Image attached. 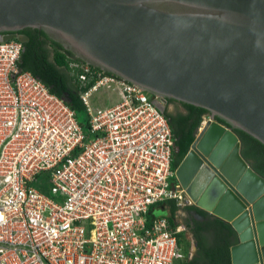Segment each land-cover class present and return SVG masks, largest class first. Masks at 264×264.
<instances>
[{"label":"built area","instance_id":"built-area-1","mask_svg":"<svg viewBox=\"0 0 264 264\" xmlns=\"http://www.w3.org/2000/svg\"><path fill=\"white\" fill-rule=\"evenodd\" d=\"M19 39L0 42V264H183L187 226L152 215L169 201L194 205L172 181L175 138L156 97L84 67L81 87L96 80L80 93L86 127L19 69ZM101 88L117 92V104L93 109ZM42 172L56 198L33 186Z\"/></svg>","mask_w":264,"mask_h":264},{"label":"water","instance_id":"water-1","mask_svg":"<svg viewBox=\"0 0 264 264\" xmlns=\"http://www.w3.org/2000/svg\"><path fill=\"white\" fill-rule=\"evenodd\" d=\"M28 28L162 98V113L165 99L207 110L176 179L234 230L231 264H264V177L235 132L264 145V0H0V42Z\"/></svg>","mask_w":264,"mask_h":264},{"label":"trees","instance_id":"trees-1","mask_svg":"<svg viewBox=\"0 0 264 264\" xmlns=\"http://www.w3.org/2000/svg\"><path fill=\"white\" fill-rule=\"evenodd\" d=\"M22 33L29 38V41L24 43V52L18 64L19 69L31 72L48 86L53 94L64 99L75 112L86 110L84 103L80 99V93L93 87L96 80L93 79L85 87H81L79 81L80 72L75 70L74 73V69L71 67L72 63L84 64V62L76 58L70 51L65 50L60 44L52 41L41 30L28 28L19 32V34ZM94 71L99 72L101 70L95 68ZM106 75L112 74L106 73ZM173 103L180 105L183 111L170 112L168 106ZM164 115L169 120L175 138L173 169L176 170L189 153L202 121L206 115H209V112L200 107L168 99ZM216 120L227 125L219 118H216ZM235 132L242 142V156L258 174L264 177V145L242 131L235 130ZM166 203L157 204L153 209ZM168 203L171 207V215L168 219L172 225L177 223L179 212L184 210L187 212L191 210L198 211L205 219L210 217V223L203 224L204 226L207 225L206 230L210 233V239L199 237L204 227L201 223H197V251L191 258H189L191 251L188 254L185 253L186 259L183 264H231L230 247L233 245L232 242L229 243L226 240L221 242L218 239L221 231H228V234L237 241L236 234L228 223L218 218H213L207 212L195 206H187L188 208L183 209L178 207L174 201ZM152 215L161 217L155 215L154 212ZM186 224L188 225V223ZM189 225L188 227L191 228ZM183 236L184 233L179 235L180 245L183 241Z\"/></svg>","mask_w":264,"mask_h":264},{"label":"rangeland","instance_id":"rangeland-1","mask_svg":"<svg viewBox=\"0 0 264 264\" xmlns=\"http://www.w3.org/2000/svg\"><path fill=\"white\" fill-rule=\"evenodd\" d=\"M74 66V65H72ZM73 68H79L84 69V67L82 65H77V67H73ZM86 69V67H85ZM75 73V72H74ZM120 97L119 94L117 92H114L113 90H109V89H100L99 91L97 90L96 92H94L90 99H89V103L91 105V107L93 109H103L106 107H111L115 104H117V102L119 101ZM169 110L172 113H176L177 111H183V108L180 105H176V104H171L169 106ZM76 119L79 123H81L82 125H87V121H88V113L87 111L84 110H79L76 112ZM175 178H172V181H174ZM176 180V179H175ZM33 186L40 190L41 192L45 193L47 196L55 197V194L52 192V181H51V176L49 173L47 172H42L41 174L37 175L36 180L32 183ZM183 212V211H181ZM186 212V211H184ZM179 218L181 219V214L179 212L178 214ZM188 231V229H187ZM187 237L184 238L183 236V241H182V249L183 252L188 254L189 251H191V253L193 254L194 252V245L195 242L189 237V234L186 235ZM190 241L191 246L189 245L188 241Z\"/></svg>","mask_w":264,"mask_h":264},{"label":"flooded vegetation","instance_id":"flooded-vegetation-1","mask_svg":"<svg viewBox=\"0 0 264 264\" xmlns=\"http://www.w3.org/2000/svg\"><path fill=\"white\" fill-rule=\"evenodd\" d=\"M19 36L22 38V37H25L26 35H24L22 33V34H19ZM170 105L171 104H169V106ZM169 106H168V110H169ZM180 213H181V219H180L181 221L180 222L185 224L187 226V229H188V231L184 233V238H186L187 237L186 235L189 234V237L195 242V245H194V247H195L194 253H195L197 251V246H198V243L196 241L197 223H201L202 225L206 224V223L209 224L210 223V217H209V219H205V217H203L198 211H195V210H191L190 212H187V211L184 212L183 211ZM212 217L216 218L214 216H212ZM186 223H188V225L190 224L189 226H191L192 229L189 228ZM206 226L207 225H205V226L203 225L204 228L202 229L203 231L200 232L199 237H201V238L203 237L204 239H210V233H209V231L206 230ZM218 239H220L221 242H223L224 240H226V242H229V243L232 242V244H235L237 242V241H235V239L230 234H228V231H224V232L221 231V234L218 237ZM187 241H188L189 245L191 246L190 241L189 240H187ZM181 247H182V243H181Z\"/></svg>","mask_w":264,"mask_h":264},{"label":"clouds","instance_id":"clouds-1","mask_svg":"<svg viewBox=\"0 0 264 264\" xmlns=\"http://www.w3.org/2000/svg\"><path fill=\"white\" fill-rule=\"evenodd\" d=\"M17 35H18L19 38H21V37L19 36V33H17ZM72 65H74L75 67H77V65H82L83 67H87V66H88V67H90L91 69L94 68V67H92V66H90V65H87V64H85V63H84V64H78V63L75 64V63H72V64H71V67L73 68L74 66H72ZM73 69H74V72H75V70H77V71L80 72V74H81V72H82V70H83V69L80 70L79 68H76V69L73 68ZM94 69H95V68H94ZM94 69H92V70L94 71ZM99 73H101V74H103V75H106V73H104V72H102V71H99ZM108 76H113V75H108ZM114 77H116V76H114ZM116 78H118V77H116ZM119 79H120V78H119ZM79 81H80V80H79ZM95 82H96V81H95ZM94 85H95V84H94ZM94 85H93V86H94ZM91 88H92V87H91ZM101 89H106V88H101ZM99 90H100V89H98V91H99ZM109 90H110V89H109ZM93 93H94V92H93ZM93 93H92V94H93ZM147 93H148V92H147ZM150 95H151V94H150ZM151 96H152V95H151ZM156 99H157V98H156ZM165 102H166L165 106H166V108H167L168 99H165ZM209 116H210V114H209V115H206V116L204 117V119H203V121H202V124H201V126H200L199 129H201L202 126H203L208 120H210V117H209ZM166 118H167V117H166ZM175 174H176V170H175ZM175 179H176V176H175ZM176 181H177V179H176ZM177 183H179V182L177 181ZM179 185H180V184H179ZM193 204H194V203H193ZM193 206H195V205H193ZM195 207H196V206H195Z\"/></svg>","mask_w":264,"mask_h":264},{"label":"crops","instance_id":"crops-1","mask_svg":"<svg viewBox=\"0 0 264 264\" xmlns=\"http://www.w3.org/2000/svg\"><path fill=\"white\" fill-rule=\"evenodd\" d=\"M170 202V201H169ZM176 203V202H174ZM177 205V204H176ZM160 207V208H159ZM163 208V209H162ZM154 214L157 216H165V217H170L171 215V207L169 205V203L167 202L166 204H164L163 206H158L157 208L154 209ZM181 214V213H180ZM177 221H181L179 216H177ZM194 253V252H193Z\"/></svg>","mask_w":264,"mask_h":264},{"label":"bare ground","instance_id":"bare-ground-1","mask_svg":"<svg viewBox=\"0 0 264 264\" xmlns=\"http://www.w3.org/2000/svg\"><path fill=\"white\" fill-rule=\"evenodd\" d=\"M173 202V201H172ZM160 208V207H159ZM186 208H188V207H186ZM163 209V208H162ZM183 209H185V208H183ZM185 211V210H184ZM161 216H163V215H161Z\"/></svg>","mask_w":264,"mask_h":264}]
</instances>
